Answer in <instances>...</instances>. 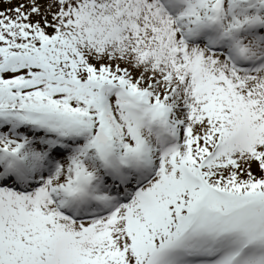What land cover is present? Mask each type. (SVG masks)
I'll return each mask as SVG.
<instances>
[{"label": "snow or ice", "instance_id": "snow-or-ice-1", "mask_svg": "<svg viewBox=\"0 0 264 264\" xmlns=\"http://www.w3.org/2000/svg\"><path fill=\"white\" fill-rule=\"evenodd\" d=\"M0 264H264V0H0Z\"/></svg>", "mask_w": 264, "mask_h": 264}]
</instances>
